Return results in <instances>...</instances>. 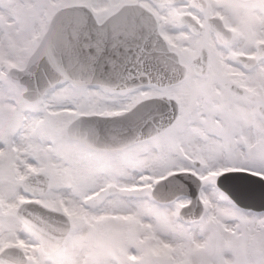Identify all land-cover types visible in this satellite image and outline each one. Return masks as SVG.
<instances>
[{"label":"snow or ice","instance_id":"snow-or-ice-1","mask_svg":"<svg viewBox=\"0 0 264 264\" xmlns=\"http://www.w3.org/2000/svg\"><path fill=\"white\" fill-rule=\"evenodd\" d=\"M0 264H264V0H0Z\"/></svg>","mask_w":264,"mask_h":264}]
</instances>
